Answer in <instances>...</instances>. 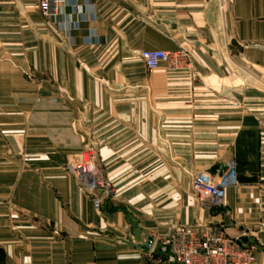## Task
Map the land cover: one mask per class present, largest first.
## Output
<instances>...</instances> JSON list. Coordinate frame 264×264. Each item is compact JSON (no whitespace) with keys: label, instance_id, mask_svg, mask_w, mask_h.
Listing matches in <instances>:
<instances>
[{"label":"crops","instance_id":"1","mask_svg":"<svg viewBox=\"0 0 264 264\" xmlns=\"http://www.w3.org/2000/svg\"><path fill=\"white\" fill-rule=\"evenodd\" d=\"M37 2L0 0V264H175L157 236L214 226L264 264V0H70L68 32ZM146 49L189 66L149 70ZM88 147L101 211L65 167ZM231 159L202 207L191 175Z\"/></svg>","mask_w":264,"mask_h":264},{"label":"built area","instance_id":"2","mask_svg":"<svg viewBox=\"0 0 264 264\" xmlns=\"http://www.w3.org/2000/svg\"><path fill=\"white\" fill-rule=\"evenodd\" d=\"M70 0H38L37 8L42 17L54 27L68 32L78 22L63 17V8ZM61 17V18H58ZM140 58L147 69L163 64L167 69L180 70L189 66L190 56L186 50L146 49ZM78 184L87 192L97 211L114 196V188L95 150L85 148L72 155L65 164ZM191 188L195 200L202 207L220 208L228 187L237 183L233 160L219 172L197 171L191 175ZM166 247L175 264H252L256 245L242 232L239 236L227 234L221 227H210L199 233L192 227H176L156 237Z\"/></svg>","mask_w":264,"mask_h":264},{"label":"water","instance_id":"3","mask_svg":"<svg viewBox=\"0 0 264 264\" xmlns=\"http://www.w3.org/2000/svg\"><path fill=\"white\" fill-rule=\"evenodd\" d=\"M216 168H217V166H214V167L212 168V170L214 171Z\"/></svg>","mask_w":264,"mask_h":264},{"label":"rangeland","instance_id":"4","mask_svg":"<svg viewBox=\"0 0 264 264\" xmlns=\"http://www.w3.org/2000/svg\"><path fill=\"white\" fill-rule=\"evenodd\" d=\"M192 189V188H191Z\"/></svg>","mask_w":264,"mask_h":264}]
</instances>
